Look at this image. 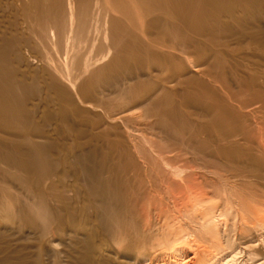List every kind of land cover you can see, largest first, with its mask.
I'll return each mask as SVG.
<instances>
[{
    "label": "rangeland",
    "instance_id": "obj_1",
    "mask_svg": "<svg viewBox=\"0 0 264 264\" xmlns=\"http://www.w3.org/2000/svg\"><path fill=\"white\" fill-rule=\"evenodd\" d=\"M202 173L264 202V0H0V264H172Z\"/></svg>",
    "mask_w": 264,
    "mask_h": 264
},
{
    "label": "bare ground",
    "instance_id": "obj_2",
    "mask_svg": "<svg viewBox=\"0 0 264 264\" xmlns=\"http://www.w3.org/2000/svg\"><path fill=\"white\" fill-rule=\"evenodd\" d=\"M103 14H101V16H103ZM105 41H107V39H105ZM161 171L164 175H167L171 172L165 168H163ZM198 177L202 179L204 183L191 192L189 199H181V201L178 203V200H180L179 197H175L174 195L165 192L166 194L155 200V202H158L159 208L157 211L160 213V215H163L162 213L167 211L171 213V218L173 219H186V233L184 236L181 234L175 238V241L178 240L179 242L173 244L170 243L171 245L168 246V253L176 256V258L171 261L172 264H180V261L185 262L187 260L191 262V264H264V254L261 257H257V253L255 254L253 251H251V249H249L252 246H257L256 244L259 243L264 250V202L254 200L252 196L241 191L240 189H237L236 187H231L221 183L218 178L217 180L210 179L208 175L203 173L199 174ZM172 179L167 176L166 183L173 189H176L178 183ZM180 230L181 229H178L177 232ZM167 232L168 231H166V234ZM169 233L170 236H173V233L172 235L171 232ZM187 235L194 236L196 238L195 241L200 242V244L202 243V245L198 247L200 244L195 243L193 240L187 241L186 238H183ZM165 236L168 237L169 234ZM189 253H192V255H188ZM149 257L146 256L144 259H149ZM156 257H158V252H155V254H153V256L150 258L157 259Z\"/></svg>",
    "mask_w": 264,
    "mask_h": 264
}]
</instances>
